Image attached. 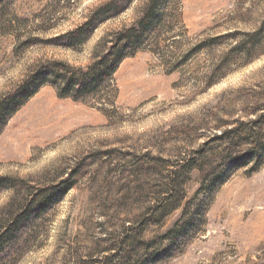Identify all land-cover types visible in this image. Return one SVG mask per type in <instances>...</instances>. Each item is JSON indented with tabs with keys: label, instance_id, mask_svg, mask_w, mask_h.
<instances>
[{
	"label": "rangeland",
	"instance_id": "obj_1",
	"mask_svg": "<svg viewBox=\"0 0 264 264\" xmlns=\"http://www.w3.org/2000/svg\"><path fill=\"white\" fill-rule=\"evenodd\" d=\"M115 48L1 125L0 264H264V0H0V99Z\"/></svg>",
	"mask_w": 264,
	"mask_h": 264
},
{
	"label": "trees",
	"instance_id": "obj_2",
	"mask_svg": "<svg viewBox=\"0 0 264 264\" xmlns=\"http://www.w3.org/2000/svg\"><path fill=\"white\" fill-rule=\"evenodd\" d=\"M151 4L152 2L150 5ZM145 17L147 18V16ZM140 26H142V21H140ZM130 30H135V28L132 27L124 33H121L119 40L128 39L129 36H127V31ZM71 43L72 41H70V44ZM115 49L117 50L102 55L85 69L64 72H57V69H52L47 73V76L44 74V77H42V73L39 71L32 73L23 84L19 86L16 92L14 91L12 94L0 99V127L4 120L12 115L46 81H50V83L59 81L63 83L65 81L61 94L71 96L73 93V98L90 93L96 88L100 81L114 72L115 65L121 55V50L118 48ZM263 119L264 114L260 115L259 118L248 121V127L241 126L231 131V133L235 131L237 137L245 135L243 138L244 140L252 138V142L256 143V149L253 147L248 153H246V155H242L241 157H244L246 162L249 159L256 160L257 165L261 163V160L264 157V133L262 132L264 130L262 123ZM241 157L236 156L233 158L231 156L230 158L238 159Z\"/></svg>",
	"mask_w": 264,
	"mask_h": 264
}]
</instances>
